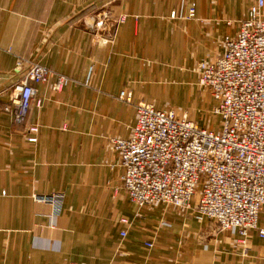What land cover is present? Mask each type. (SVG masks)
Returning a JSON list of instances; mask_svg holds the SVG:
<instances>
[{"label":"crops","instance_id":"obj_1","mask_svg":"<svg viewBox=\"0 0 264 264\" xmlns=\"http://www.w3.org/2000/svg\"><path fill=\"white\" fill-rule=\"evenodd\" d=\"M256 1L0 0V264H264L258 229L244 244L193 208L138 210L111 144L130 137L141 102L212 127L204 110L215 100L198 66L220 54ZM20 58L52 71L33 84L24 125L2 110ZM61 75L71 81L54 90ZM30 124L40 126L36 143ZM57 192L59 207L38 199Z\"/></svg>","mask_w":264,"mask_h":264},{"label":"built area","instance_id":"obj_2","mask_svg":"<svg viewBox=\"0 0 264 264\" xmlns=\"http://www.w3.org/2000/svg\"><path fill=\"white\" fill-rule=\"evenodd\" d=\"M195 15L192 3L188 17ZM15 71L19 79L2 110L24 125L36 95L33 84L49 82L52 71L24 58ZM198 72L200 85L215 100L212 127L187 111L138 104L130 137L111 140L122 188L138 210L193 208L198 220L239 234L244 244L252 230L264 238V227H259L264 215V0L251 6L237 34L226 36L220 54L200 62ZM70 81L61 75L53 89L60 91ZM26 130L29 142L36 143L40 126L30 124ZM62 196L57 192L38 199L59 207ZM118 222L131 225L128 217ZM127 234V228L121 230L122 238ZM144 244L154 246L151 240Z\"/></svg>","mask_w":264,"mask_h":264},{"label":"rangeland","instance_id":"obj_3","mask_svg":"<svg viewBox=\"0 0 264 264\" xmlns=\"http://www.w3.org/2000/svg\"><path fill=\"white\" fill-rule=\"evenodd\" d=\"M211 110H212V108H208V109H206V110H204V114H207V116H209V119L211 118V116H212V113H211ZM219 121V120H218Z\"/></svg>","mask_w":264,"mask_h":264}]
</instances>
